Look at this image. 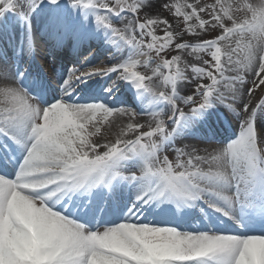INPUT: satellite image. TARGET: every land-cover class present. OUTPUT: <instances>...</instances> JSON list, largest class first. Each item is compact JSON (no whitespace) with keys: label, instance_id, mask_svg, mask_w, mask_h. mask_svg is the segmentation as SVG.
<instances>
[{"label":"snow or ice","instance_id":"1","mask_svg":"<svg viewBox=\"0 0 264 264\" xmlns=\"http://www.w3.org/2000/svg\"><path fill=\"white\" fill-rule=\"evenodd\" d=\"M69 11L119 59L61 84ZM113 74L143 112L73 97ZM218 107L236 139L177 142ZM0 264H264V0H0Z\"/></svg>","mask_w":264,"mask_h":264},{"label":"bare ground","instance_id":"2","mask_svg":"<svg viewBox=\"0 0 264 264\" xmlns=\"http://www.w3.org/2000/svg\"><path fill=\"white\" fill-rule=\"evenodd\" d=\"M182 2V0H181ZM153 3H158V0H153ZM170 15V14H169ZM69 17H70V29L68 30V34L65 35L62 38V44H58L56 47L57 52H60V55L65 56L64 58L68 57L70 54V52L68 50H66V46L68 44V46L70 47V42L72 43L73 49L75 50H80L77 54V56L79 55H83L82 52L83 50L87 49L89 44V40L91 38V36H93L92 32H96L97 37L100 38V46L103 44V42L108 41V34H106L105 32L98 30L96 24L93 22V20L90 18L87 22L82 23L81 22V17L78 13L76 12H72L69 11ZM117 26H121L119 24H117ZM95 34V33H94ZM57 38L55 37H49V36H42L41 37V42L42 45L43 44H48L49 41L52 40H56ZM93 41V39H91ZM64 47L62 50H59L60 47ZM54 47V48H55ZM99 48V47H98ZM59 50V51H58ZM72 50V48H70V51ZM114 50L117 49L115 47H113L110 43H107V48H101L100 54H105V52H109L112 53ZM96 51H98L96 49ZM112 57V58H111ZM119 59V56L116 55H110V57L108 58V61L106 63H114L116 62V60ZM92 64H97V61H95V58H91L89 60H87L86 62H84V64H82V69H88V68H92L94 66H92ZM53 65V64H52ZM55 66V65H54ZM96 67V66H95ZM58 75H59V80L58 83L63 84L64 80V74L66 73V69H63V67L58 68L55 67ZM141 72H143V69H139ZM45 77L47 78V76L45 75ZM115 79V74H113L110 77H104V78H94L92 80H89L88 83H92V86H88L86 87V84H78L76 86L75 92H83V91H91L89 98H94V96H92L91 94H94V91H98L101 93V91L99 90L101 86L103 87H110L112 81ZM121 87L119 88V90L114 91L113 93L115 94L117 92V95H119L121 93V95H119L118 97L115 96V98L113 99V104L115 106H124V107H129V108H134L139 112H143L145 110L146 105L141 103L140 101L136 104V101H134L131 98V104L128 106H125L123 104V98L124 96H132V92H136V90L130 85L132 90H124L126 87H128L129 85H125L123 81L120 82ZM84 88H87V90H84ZM123 89V90H122ZM132 91V92H131ZM61 93V89H56V87L52 86V90L51 93L49 95H53L52 99L55 100L57 98H59V95ZM135 97V96H134ZM130 98V97H127ZM219 108H224V107H218V108H214L212 110H210L208 113H206L201 119L203 122H207L208 120H217L219 121L221 124V131L220 134H226V137L223 136H219L217 137L216 134L211 133V136L209 135V132L211 130H209L208 127L209 124H199V120L193 121L191 123H189L188 125H186L185 127H183L180 132L178 133L176 139L178 143H201V144H226L227 142L234 140L237 138L238 132L234 133L232 131H229L231 134V136L225 132V130H227L228 125L227 122H224L223 124V119L219 118ZM215 110H217L218 112H216ZM216 112V113H215ZM221 117V114H220ZM151 117L150 116H141L138 117V120H140L141 122H143L144 120H150ZM231 123V122H230ZM206 126V127H205ZM213 129V128H212ZM220 129V128H219ZM204 130V132H202ZM218 130V129H217ZM105 131V135H107V131ZM210 136V138H208ZM228 136H230L229 138H227ZM205 138V139H200V138ZM126 196L131 197L132 199H135L136 196V188L134 185L132 186H128L127 189L125 190L124 193ZM209 211V210H207ZM211 211V210H210ZM197 212V211H196ZM195 213V212H194ZM151 219V218H150Z\"/></svg>","mask_w":264,"mask_h":264},{"label":"rangeland","instance_id":"3","mask_svg":"<svg viewBox=\"0 0 264 264\" xmlns=\"http://www.w3.org/2000/svg\"><path fill=\"white\" fill-rule=\"evenodd\" d=\"M207 2H211V0H207ZM142 16H143V13L141 14ZM114 19H116V18H114ZM93 33V32H92ZM95 34H94V37H95V39L98 41V37L96 36L97 34H96V32H94ZM158 35H163V32L162 31H160V30H158V33H157ZM108 36V35H107ZM108 38L110 39L111 37L110 36H108ZM108 39V40H109ZM54 40H52L51 41V43L52 44H50L51 45V47H53V44H54ZM107 43H108V41H107ZM44 45V50H46L45 49V44H43ZM70 46L72 45V43H70L69 44ZM106 44L104 43V45H102V46H105ZM96 46H98V45H96ZM69 46H68V44H67V46H66V49L67 50H69ZM95 50H96V48H94V49H87V50H85L84 51V53H89V54H87V55H85L84 57H83V59H85V58H88V57H90V56H92L94 53H95ZM104 56H102V57H99V59H98V61H97V64H92V66H98V65H100L102 62L103 63H106L105 62V60H107L108 58H109V56H108V53H106V54H103ZM39 58V57H38ZM82 60V59H81ZM80 60V61H81ZM48 61V59L47 60H45V62H47ZM73 67H75L73 64L71 65V68H73ZM71 68H69V69H71ZM83 70V69H82ZM144 71V70H143ZM83 83V82H82ZM50 84H51V82H50ZM105 89H107L106 87H101L99 90L101 91V93L100 92H96L94 95H96V96H99V95H101V94H103V95H101L102 97L100 98V99H104V100H106V102L109 104V105H112L113 104V97H114V94H112V93H108L107 91H105ZM81 95V96H80ZM78 94L77 96H75V98L76 97H80V98H82V95H83V93L82 94ZM125 98H124V100H123V104L125 105ZM125 106H128V105H125ZM220 110L222 111L220 114H221V118H223V120H224V118H225V121L226 120H228V121H230L231 123H232V125H234L235 126V130L237 129V128H239V121L238 120H236L234 117H233V115L226 109V108H220ZM216 112H217V110H215ZM215 112V113H216ZM220 118V117H219ZM239 131H240V128H239ZM102 134H104L105 135V131L104 130H102Z\"/></svg>","mask_w":264,"mask_h":264}]
</instances>
